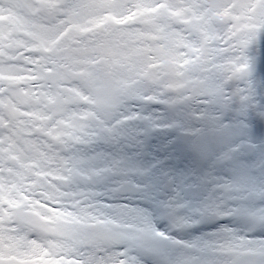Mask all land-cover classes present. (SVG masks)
<instances>
[{"label":"snow or ice","instance_id":"1","mask_svg":"<svg viewBox=\"0 0 264 264\" xmlns=\"http://www.w3.org/2000/svg\"><path fill=\"white\" fill-rule=\"evenodd\" d=\"M0 264H264V0H0Z\"/></svg>","mask_w":264,"mask_h":264}]
</instances>
